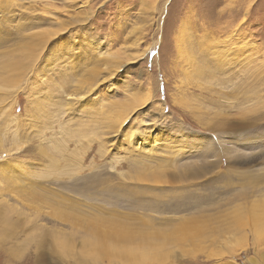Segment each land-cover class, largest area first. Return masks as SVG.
<instances>
[{
	"label": "rangeland",
	"instance_id": "374dc122",
	"mask_svg": "<svg viewBox=\"0 0 264 264\" xmlns=\"http://www.w3.org/2000/svg\"><path fill=\"white\" fill-rule=\"evenodd\" d=\"M0 264H264V0H0Z\"/></svg>",
	"mask_w": 264,
	"mask_h": 264
},
{
	"label": "bare ground",
	"instance_id": "6f19581e",
	"mask_svg": "<svg viewBox=\"0 0 264 264\" xmlns=\"http://www.w3.org/2000/svg\"><path fill=\"white\" fill-rule=\"evenodd\" d=\"M46 150H47V149H46ZM49 159H50V158H49ZM7 173H8V172H7ZM7 173H6V174H7ZM7 180H8V179H7ZM96 232H97V231H96Z\"/></svg>",
	"mask_w": 264,
	"mask_h": 264
}]
</instances>
